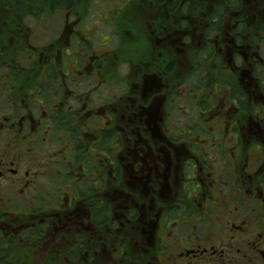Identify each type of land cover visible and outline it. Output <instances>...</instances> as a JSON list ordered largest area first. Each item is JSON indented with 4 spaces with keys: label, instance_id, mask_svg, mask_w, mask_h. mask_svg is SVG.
Returning <instances> with one entry per match:
<instances>
[{
    "label": "flooded vegetation",
    "instance_id": "1",
    "mask_svg": "<svg viewBox=\"0 0 264 264\" xmlns=\"http://www.w3.org/2000/svg\"><path fill=\"white\" fill-rule=\"evenodd\" d=\"M112 1L0 51V264H264V0Z\"/></svg>",
    "mask_w": 264,
    "mask_h": 264
},
{
    "label": "rangeland",
    "instance_id": "2",
    "mask_svg": "<svg viewBox=\"0 0 264 264\" xmlns=\"http://www.w3.org/2000/svg\"><path fill=\"white\" fill-rule=\"evenodd\" d=\"M39 1H41L42 3H40ZM63 1L64 6L67 7L72 5V9L69 11L56 12L51 10L52 5L54 4V1L52 0H31L27 7L24 9L25 11L23 12V14H21L17 11L18 6L16 0H0V34L3 37V45L0 47V51L4 48L6 49V51H9L11 48H13V46H15V43H18L17 48L29 47V45L31 44H41L45 46L48 41L51 42V38L59 35L58 39L60 40V42L56 43V45L58 46L56 49L58 50V53H62V56L64 58L62 62H65L66 64V62H69V60L75 56L76 48L74 46L75 38L73 37L71 38L72 47L68 46L70 56H64L66 48H64L63 46L64 43H66L68 37L67 35L61 37L63 26L60 24V22L65 17H69L74 20L70 24L72 28L74 26L72 24L74 22H77L78 30L81 29L83 32H85L88 38L92 39L93 45L99 47L103 42L102 37L110 34L111 30L113 29V27L108 24L109 18L116 19V15L112 12V7L117 8L121 6L120 2H113L112 0ZM130 1L133 2V4L128 13L129 17L131 15L133 17H136L137 15H139V17L140 15H144L145 17H148V15L152 16V14H150L154 10L152 6L157 8L158 5V2L156 3V0ZM57 2L61 3L62 0H57ZM148 7H150L151 12L147 9ZM44 17L47 18V20H36L38 18ZM101 18H103L104 20ZM144 21L146 22V19ZM34 23L37 25H35ZM42 23H44V26L41 25ZM45 23L48 25H45ZM34 27L38 28L35 30ZM147 27L148 26H146L145 28ZM119 43L120 42L118 41V38H114L110 47L108 46L107 48L116 49ZM122 46H124V43H122ZM55 56L59 57V54H55ZM152 59L153 56L151 55L150 61ZM65 64H63L64 67H66ZM112 70V73L114 75L117 72L118 74H123V76L127 71L121 67L119 69H116L115 66H113ZM40 188H43V185H40ZM31 207H33V205H31Z\"/></svg>",
    "mask_w": 264,
    "mask_h": 264
},
{
    "label": "trees",
    "instance_id": "3",
    "mask_svg": "<svg viewBox=\"0 0 264 264\" xmlns=\"http://www.w3.org/2000/svg\"><path fill=\"white\" fill-rule=\"evenodd\" d=\"M16 1H17V6H18L17 11L19 13L23 14V12L25 11L24 9L27 7V5L29 4V2L31 0H16ZM52 1H54V4L52 5L51 10L56 11V12L69 11L73 7L72 5L67 6V7L64 6L63 5V3H64L63 0H62L61 3L60 2L58 3L57 0H52ZM39 2L42 3L41 1H39ZM56 4H58V5H56ZM43 5H44V1H43Z\"/></svg>",
    "mask_w": 264,
    "mask_h": 264
}]
</instances>
